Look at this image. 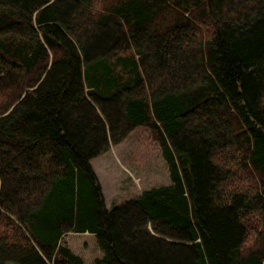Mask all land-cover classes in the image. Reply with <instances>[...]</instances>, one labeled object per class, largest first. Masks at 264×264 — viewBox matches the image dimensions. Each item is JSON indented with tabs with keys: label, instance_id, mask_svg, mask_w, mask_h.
Listing matches in <instances>:
<instances>
[{
	"label": "trees",
	"instance_id": "trees-1",
	"mask_svg": "<svg viewBox=\"0 0 264 264\" xmlns=\"http://www.w3.org/2000/svg\"><path fill=\"white\" fill-rule=\"evenodd\" d=\"M148 130L169 182L104 204L91 161ZM264 264V0H0V264Z\"/></svg>",
	"mask_w": 264,
	"mask_h": 264
},
{
	"label": "rangeland",
	"instance_id": "rangeland-1",
	"mask_svg": "<svg viewBox=\"0 0 264 264\" xmlns=\"http://www.w3.org/2000/svg\"><path fill=\"white\" fill-rule=\"evenodd\" d=\"M101 185L104 204L118 205L143 189L166 184L169 173L158 144L145 128L133 130L117 145L91 161ZM71 251L90 264L102 254L90 233H68L63 237Z\"/></svg>",
	"mask_w": 264,
	"mask_h": 264
},
{
	"label": "crops",
	"instance_id": "crops-1",
	"mask_svg": "<svg viewBox=\"0 0 264 264\" xmlns=\"http://www.w3.org/2000/svg\"><path fill=\"white\" fill-rule=\"evenodd\" d=\"M101 255H102V254H101ZM101 255H100V256H101Z\"/></svg>",
	"mask_w": 264,
	"mask_h": 264
}]
</instances>
